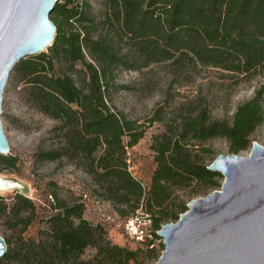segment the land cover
<instances>
[{
  "label": "trees",
  "instance_id": "obj_1",
  "mask_svg": "<svg viewBox=\"0 0 264 264\" xmlns=\"http://www.w3.org/2000/svg\"><path fill=\"white\" fill-rule=\"evenodd\" d=\"M50 18L56 31L48 52L21 58L11 68L24 84L26 101L55 121L54 144L36 156L82 170L91 194L110 202L120 217L140 208L154 227L177 220L176 213L164 210L173 193L218 175L198 162L190 141L221 136L235 153L264 124V82L238 105L230 123L208 120L205 109L194 116L177 114L170 134L152 146L156 165L146 187L129 170L126 150L142 138L143 124L109 103L119 69L164 63L172 77L196 67L264 75V0H58ZM49 197L53 212L45 219L46 230L29 245L8 246L0 261L21 256L35 264H143L152 255L153 247L112 243L103 223L84 217L81 195L68 200L51 192ZM5 207L0 198L2 214ZM34 213L32 201L16 193L8 211L11 226L24 230ZM13 236L3 237L6 246ZM88 247L93 256L81 259Z\"/></svg>",
  "mask_w": 264,
  "mask_h": 264
},
{
  "label": "rangeland",
  "instance_id": "obj_2",
  "mask_svg": "<svg viewBox=\"0 0 264 264\" xmlns=\"http://www.w3.org/2000/svg\"><path fill=\"white\" fill-rule=\"evenodd\" d=\"M44 52H48V47ZM168 70L164 63L152 64L140 71L119 69L114 79L118 87L109 95V103L117 111L143 124L142 138L126 150L129 170L146 187L156 165L152 146L162 139L163 134H170L168 128L171 129L178 123L177 114L194 116L199 109H205L208 120L230 123L238 105L252 99L257 88L264 82L262 74L242 77L214 67H196L176 77H172ZM23 85L14 69H11L0 104L1 128L9 146L7 154H0V175L15 176L26 182L30 188L26 197L35 205L33 221L19 231L21 226H11L13 219L8 216L17 192L0 191V198L6 205V213L0 212V235L7 238L13 233L11 243L7 244L11 248L16 244L25 246L36 242L40 237L39 232L46 230L45 219L53 212L49 209L51 192L68 200L78 198L81 191L87 192L93 199L97 198L91 194L90 181L82 170L64 160L37 158L39 149L49 148L55 142L50 131L55 121L26 101ZM260 103L264 108V96ZM248 138L249 143L235 154L248 155L252 141L264 146V124L255 127ZM190 142L192 154H197L198 162L206 165L218 154L232 153L228 141L221 136H212L201 144L193 140ZM214 173L218 175L209 182L192 181L190 185L176 190L174 198H170L171 201L165 205L164 210L169 214L176 213L178 217L182 207L187 208L190 199L219 189L223 176L218 172ZM84 217L93 223H103L112 243L132 249L138 247L114 224L99 220L91 207L84 211ZM162 249V241H155L152 255L145 258L143 264H155ZM93 254L94 249L88 247L81 259H89ZM0 264H35V260L20 256L18 259L1 260Z\"/></svg>",
  "mask_w": 264,
  "mask_h": 264
},
{
  "label": "water",
  "instance_id": "obj_3",
  "mask_svg": "<svg viewBox=\"0 0 264 264\" xmlns=\"http://www.w3.org/2000/svg\"><path fill=\"white\" fill-rule=\"evenodd\" d=\"M57 2L0 0V104L13 65L51 45ZM8 152L0 123V154ZM207 169L223 176L220 188L190 199L177 220L160 225L163 249L155 264H264V146L252 141L246 156L218 154ZM29 189L0 175V191L27 196ZM6 249L0 235V257Z\"/></svg>",
  "mask_w": 264,
  "mask_h": 264
},
{
  "label": "built area",
  "instance_id": "obj_4",
  "mask_svg": "<svg viewBox=\"0 0 264 264\" xmlns=\"http://www.w3.org/2000/svg\"><path fill=\"white\" fill-rule=\"evenodd\" d=\"M80 195L85 210L91 207L99 220L114 224L131 242L151 248L155 241H162L157 232L160 227H154L150 215L142 209L138 208L129 216L120 217L112 209L110 202L99 198L93 199L85 191H81Z\"/></svg>",
  "mask_w": 264,
  "mask_h": 264
}]
</instances>
